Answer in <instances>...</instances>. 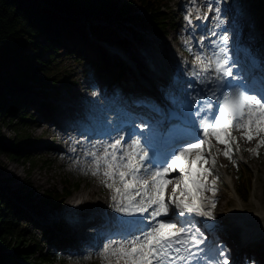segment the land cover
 Returning a JSON list of instances; mask_svg holds the SVG:
<instances>
[{
	"label": "snow or ice",
	"instance_id": "snow-or-ice-1",
	"mask_svg": "<svg viewBox=\"0 0 264 264\" xmlns=\"http://www.w3.org/2000/svg\"><path fill=\"white\" fill-rule=\"evenodd\" d=\"M233 8L235 24L230 21L220 40L212 41V56L195 57L207 76L206 81L201 77L207 89L204 99L178 90L170 117L142 120L138 126L134 120L110 125L108 139L89 153L91 174L102 173L101 183L112 190V207L130 218H116L120 239L107 237L97 245L107 264H229L226 250L209 241L205 227L215 220L217 203L205 193L218 190V177L211 187L208 183L212 168L206 165L209 160L213 167L217 163L211 137L226 145L223 154L230 159L233 128L242 129L248 141L258 136L264 145V48L257 56L243 43L244 0L225 5L224 15ZM215 12L219 28L224 24L221 7ZM186 19L191 23V14ZM238 46L246 49L245 55L233 50ZM169 185L171 196L166 199Z\"/></svg>",
	"mask_w": 264,
	"mask_h": 264
},
{
	"label": "trees",
	"instance_id": "trees-1",
	"mask_svg": "<svg viewBox=\"0 0 264 264\" xmlns=\"http://www.w3.org/2000/svg\"><path fill=\"white\" fill-rule=\"evenodd\" d=\"M170 1L0 0V73L3 72L0 75V124L12 126L17 132L10 149L0 148V153L6 151L12 159L25 158L22 149L30 140V135L24 132L30 113L21 106L27 98L19 86L30 85L47 93L54 84L65 81L62 78L56 80L57 72L51 70L50 64L59 57L60 47L68 54L75 52L77 58L78 54H82L80 58L84 57L93 69L102 73L109 68L108 57L105 49L93 42L92 33L99 39L112 40L113 36L118 35L117 27L111 26L112 22L132 32L136 28L166 31L168 23H171L167 16ZM252 3L264 40V10L260 7L264 0H252ZM45 4L52 6V9ZM55 9L70 13L75 18H65ZM95 19L109 24H96ZM40 40H45L48 45L45 46ZM117 42L128 46L126 37ZM47 49L50 50L49 61L43 58ZM91 57L97 60L93 62ZM49 104L52 105V102ZM47 110L51 111L50 106H47ZM25 161L36 163L30 154ZM241 180L244 177H240V184ZM78 188L79 184H69L63 190L45 191L42 198L44 203L58 208L65 197ZM14 206L10 201H5V193L0 189V264H63L65 261L56 254L38 253L28 228L20 225L19 213Z\"/></svg>",
	"mask_w": 264,
	"mask_h": 264
},
{
	"label": "rangeland",
	"instance_id": "rangeland-1",
	"mask_svg": "<svg viewBox=\"0 0 264 264\" xmlns=\"http://www.w3.org/2000/svg\"><path fill=\"white\" fill-rule=\"evenodd\" d=\"M195 1L196 0H191V4H188L186 0H173L172 5L174 6L173 11L175 13L174 15L176 20L174 22V28L172 30L170 29L168 33H156L152 31L144 32L137 28V37H133L129 29L119 27L115 24L114 27L116 26L118 28V35L113 36V40L111 41L117 42L116 40L126 37L129 41L128 50H130L133 54L139 53L138 49L144 46L147 39L155 41L156 44H166V46H170L171 48L173 47V44L179 40H182L183 43H187V39L184 35L185 30L187 31L186 16L188 15L187 13L193 15L194 10L197 9ZM177 3H180V6H177ZM219 4L220 0H210L209 3V5H213L214 7L219 6ZM244 4L246 7V14L250 15L253 11L250 1L244 0ZM209 5L207 10L209 9ZM228 5H230V3ZM206 11H204V13ZM236 15L237 13L233 9H230L227 14V21H232L235 24L233 17ZM248 18H246V20L243 19L242 21L244 38L248 29L251 26L254 27L255 25L252 23L251 18ZM181 20L184 22V28L177 35H175L177 32V25ZM95 22L105 24V22L99 21V19H95L94 23ZM94 36L95 34L93 37ZM40 42L45 46L48 45V42L45 40H40ZM239 48L241 47L238 46L234 48V50H239ZM251 48L254 49L255 52H258L261 49V43L259 42L257 46H252ZM244 50L246 49L244 48ZM65 51L66 50L63 47H60L58 52L59 57L50 63L51 70L55 72L58 71L59 76H56V80L60 77H65L66 80L64 82L57 83V86H52L47 93H43L38 87H30V85L26 87L19 86L20 91H22L27 98V101L21 104L22 108H26L27 111H30V113H33L32 115H34V117L31 115V119H28L25 125L24 132L30 135L29 143L24 146V149H22L25 158L12 159L8 157L6 151H1L0 153V189L5 193V198H7L5 201H10L12 205H16L14 208L18 210V213L20 211V225L28 227L31 237L36 240V249L38 253L41 250L44 253H46L48 249L52 252L55 250L57 251V248L59 250L58 242L60 241V237H58L57 240L54 238L57 231L55 225L43 228L39 223L34 221L36 217L33 212L37 214H45L46 217H48V220H55V218L53 217V219L49 214L54 208H52L51 205L44 203V198H42L45 191L51 192L55 190H62L64 187L66 188L69 186V184L72 186L79 184V188L74 190V195L79 196L80 194L88 193L90 190L94 189L96 191V195L92 198L93 201H96L103 206L107 205V202L113 203L110 197L112 190L108 189L101 183L102 173L99 176H93L91 171L86 170V167L91 164L90 161L85 159V157L78 155L74 160H69L65 163V159L63 158V155H61V151L58 147V141L50 142L49 140H41V138L36 137V133H38L40 128L35 127L36 121H43L48 117L40 111L41 106L45 107L47 101H50L47 99V96L58 92L59 98L68 100V102L72 103L73 100H76L74 98L75 95L89 98L96 92L95 87L98 89L102 88V86H106L105 90L109 89L108 83L105 85L97 80V73L89 66H86V61L80 62L74 58L75 54H66ZM171 55L174 56L172 51ZM43 58L45 61H49L51 59L49 49L43 53ZM83 65L84 67L82 68ZM147 67L153 68L151 65L145 64L144 62V66L142 64V69L147 70ZM154 70L156 69L154 68ZM107 73L108 72L106 71L105 76ZM160 75L163 76L162 73H160ZM104 82H107V80H104L103 83ZM121 84L124 87L127 85L125 77L122 79ZM91 85L94 87V91L87 90ZM7 97H9V95H7ZM52 101L55 106H57L58 110L59 108H64L65 110L68 109V107L57 103V100L52 99L51 102ZM34 105L37 107L36 109H32ZM61 112H63V110H61L60 113ZM51 116L52 114H50V118ZM55 119H60L59 115H55L54 118L52 117V120H54V124H52L54 127H57ZM242 132H232V136L235 137L233 144L238 151L237 155L231 156V159L224 156L222 153V150L224 149L217 145V143L220 145L221 142L217 141L215 137L211 138V155L215 156L217 165H219L218 160L221 161V157H225L226 163L224 164H226L227 169L230 168V171H232V173L226 175V177L230 176V180L234 179V183L237 171L240 167H244L245 165L249 167L250 171L254 175L253 188L249 187L250 196L246 200H241V204L257 207L264 204V198L261 196L260 189L261 179L264 180V145L259 144L258 136L254 137L251 141H248L246 137L242 135ZM16 135L17 132L14 131L12 126L0 124V148L4 150L10 149ZM239 135L244 137V141L239 140ZM225 139L226 137L221 136V140ZM205 148H207V146H205ZM39 149L44 151L40 152L38 151ZM253 149H256V152H253ZM68 150L69 152H72L70 148H68ZM216 151H218V153ZM28 154L32 155V158L36 162L35 164L25 161ZM247 158H249V160ZM206 166L212 168V175L208 178L209 187H211L213 179H216L214 174L215 168L211 165L210 160ZM175 174L176 173H173V175ZM226 177L224 176V178H218L216 180L215 186L218 190L215 194L211 191L206 192L207 194L209 193V196L206 195L209 199H215L216 196L220 195L214 211V214L218 216L219 220L223 219L229 213H232L231 211L234 210L235 204L239 203L236 198L234 199L231 197L229 189V185H231V183L228 179H226ZM223 184H227V186ZM170 186L171 190L172 185ZM100 189H102L103 193ZM105 198L106 200H104ZM207 203L208 206L211 207L210 203ZM225 204L228 205L225 207ZM91 207L95 208L94 205ZM223 220L226 222V219ZM25 223H27L28 226ZM58 229H60V227ZM230 230V233L235 232L233 228H230ZM262 236V233H260L259 237ZM248 245L250 246L247 247V250H250L247 252H251L256 256V258H261V256L264 257V239L261 240L260 243L251 242ZM74 252L76 253V251ZM74 252H65L60 249L59 254L67 260L66 262H75L70 259L75 257ZM82 260L85 263L92 262L93 260L105 261L103 256L99 254L82 255Z\"/></svg>",
	"mask_w": 264,
	"mask_h": 264
},
{
	"label": "bare ground",
	"instance_id": "bare-ground-1",
	"mask_svg": "<svg viewBox=\"0 0 264 264\" xmlns=\"http://www.w3.org/2000/svg\"><path fill=\"white\" fill-rule=\"evenodd\" d=\"M207 4L206 0H203L202 9H204L205 5ZM202 18L196 17L193 22L201 21ZM202 23V21H201ZM179 28L184 27V23L181 21L178 24ZM180 43V42H178ZM171 48L170 46H166V44H156L155 41L147 39L144 46L140 49H138L139 53H135V58L141 62V65L144 64L145 59H150L152 61L151 65L154 68H158L160 73H162L163 76H166L168 78V74L170 72H176L178 73V78H180V81L185 80L186 77H184L186 74L189 75V71H191L192 66L189 64H185L186 61L183 59L180 55L177 57H173L170 54ZM146 52V53H145ZM181 61V62H180ZM198 66V65H197ZM196 66V68H198ZM199 72H203L202 69L199 70ZM168 73V74H167ZM143 74L150 80H156V78H159V74L149 67H147V70H143ZM2 75V73H0ZM193 81L202 82L201 80H196L193 78ZM206 81V79H205ZM93 89V86H89V89ZM75 99H82V97L75 95ZM58 110V108H57ZM59 110H63V108H59ZM44 123V124H42ZM35 127H40L38 133H36L37 138H41V140H49L50 142L58 141L59 142V150L61 151V155H63V158L65 159L64 162H68L69 160H74L77 157V153L73 152L70 153L68 148L70 147V143L66 140V138L63 135V129L62 126L54 127L52 124V119L50 117H47L43 121H36ZM239 140L244 141L242 137H238ZM38 151L43 152L44 150L39 149ZM81 157H85L88 161L91 162V156L90 155H83L80 154ZM224 161V159H222ZM93 165L90 164L86 167L87 171H91ZM260 189H261V196L264 198V180L261 179L260 182ZM103 193L102 189H100ZM96 195V191L90 190L88 193L80 194L79 197L82 199V203H84V207L82 210V213L85 214L83 221L80 222V225L74 230H85L86 227L92 229L97 228L99 224L101 225V222H97V219L92 217L88 212L92 209H99L106 207L110 211H115V209L112 207V202H107V206H103L102 204L97 203L96 201H93L92 198ZM220 196V195H219ZM111 197V194H110ZM7 199V198H5ZM106 200V198L104 199ZM92 205L95 206V208L91 207ZM207 205V203H206ZM228 204H225V207ZM232 213H229L227 216L224 217L228 218L233 224L237 223L234 219V213L242 217L239 219L241 221V226L245 225L247 228L246 234H245V241L247 243H250L251 238H253L255 235L257 236V232L261 228H264V204L261 206H252V205H242L241 202L235 204L234 210L231 211ZM34 216L36 217L38 223L42 227H49L53 226L52 223H49L48 218L46 216L34 213ZM84 228V229H83ZM57 230V229H56ZM248 232V233H247ZM56 235V234H55ZM52 236V234H51ZM241 263V260L238 261V264Z\"/></svg>",
	"mask_w": 264,
	"mask_h": 264
},
{
	"label": "water",
	"instance_id": "water-1",
	"mask_svg": "<svg viewBox=\"0 0 264 264\" xmlns=\"http://www.w3.org/2000/svg\"><path fill=\"white\" fill-rule=\"evenodd\" d=\"M45 6H50L49 4H45Z\"/></svg>",
	"mask_w": 264,
	"mask_h": 264
}]
</instances>
